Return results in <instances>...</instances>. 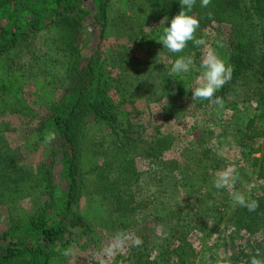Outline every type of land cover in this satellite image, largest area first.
Listing matches in <instances>:
<instances>
[{"label": "rangeland", "instance_id": "rangeland-1", "mask_svg": "<svg viewBox=\"0 0 264 264\" xmlns=\"http://www.w3.org/2000/svg\"><path fill=\"white\" fill-rule=\"evenodd\" d=\"M143 1L147 0H110L104 34L89 17L72 41L66 43L55 26L26 30L35 22L31 11L23 9L17 16L14 9L25 8L29 0H0V27L13 26L16 32L25 30L29 34L0 57V86L7 87L0 89V145L9 150L19 167L32 173L12 198L7 192L2 198L0 233L44 203L41 172L55 140L46 144L47 131L37 135V127L65 108V95L71 99V64L85 66L94 55L98 57L96 63L103 62L111 82L108 114L112 123L107 125L90 117L81 147L79 211L91 232L88 235L83 230H72L66 235L69 243L51 264H99L101 259L107 264H136L137 246L130 242L110 257L103 253L118 231L133 237L145 231L138 221V211L129 209L136 198L128 207L122 203L128 198L125 192L129 182L136 179L142 185V197L157 194L153 203L157 212L151 206V214L159 215H155L159 224L172 221L182 210L206 212L217 218L223 215L210 233L203 226L187 228L178 235L193 253V260L187 264H205L206 255L215 261L228 254L233 245L239 251H249L256 247L255 240L264 237V229L246 232L234 225L229 189H217L213 183L218 171L234 165L240 179L233 190L246 195L262 193L264 165L253 162L264 143V123L258 120L252 129L247 128L253 104L236 101L233 91L222 99V108L213 102L215 96L213 101L192 99L191 89L205 54L203 45L189 54L194 59L189 73L178 75L171 89L160 87L159 81L171 61L166 56L167 49L158 41L162 35L160 23L141 19L143 13L138 16L135 12L137 7H146ZM93 5L89 3L87 8L93 10ZM28 6L32 7V3ZM248 33L245 27L236 29L218 22L202 29L209 48L225 61L229 46L246 44ZM155 47L160 51H154ZM120 135L127 136L125 144ZM161 140L169 145L162 148ZM159 158L165 164L157 171L154 161ZM177 165L182 166V173ZM161 174L164 175L160 177ZM20 176L23 178V174ZM0 191L5 192L2 187ZM169 196L176 209L159 202ZM152 224L150 219L147 231L155 235L158 231ZM69 248L72 253L65 256L64 250Z\"/></svg>", "mask_w": 264, "mask_h": 264}, {"label": "trees", "instance_id": "trees-1", "mask_svg": "<svg viewBox=\"0 0 264 264\" xmlns=\"http://www.w3.org/2000/svg\"><path fill=\"white\" fill-rule=\"evenodd\" d=\"M30 2L32 7L28 6ZM109 2L110 0H29L25 8L19 6L14 11L17 16L21 15L23 9L31 11L35 22L26 28L29 32L55 26L61 30V40L70 43L73 35L86 20L90 19L89 17H93V21L101 26V33L104 34ZM89 3L92 5L94 3L98 11L95 12L94 5V9L89 10L87 8ZM144 3L146 7H137L136 14L141 16L143 13L141 19L146 18L148 21L155 20L160 23L165 20V23H160L162 34L164 27L169 26L171 19L181 10L180 0H147ZM189 14L196 16L200 21L196 31L197 38L202 37V29L211 22L227 24L236 29L243 27L248 29L246 44L234 43L229 46L226 63L233 69L232 76L215 93V97L224 99L230 91L235 92L233 96L236 101L253 104L254 111L248 119L247 128L252 129L258 120L264 123V0H211L207 7H202L201 0H196ZM28 35L25 30L16 32L13 26L0 27V57ZM200 47L189 41L183 52L172 53L167 50L166 56L172 63L179 56H188ZM72 49L70 50L73 53ZM154 51L158 52L160 48L155 47ZM95 59L98 57L92 55L82 67L76 66L75 63L71 64L68 74L73 87L68 91L71 99L65 95V108L54 113L37 127V135L44 131H54L56 134L55 144L41 172L44 203L27 214L21 222L0 233V264H51L53 258L69 243L66 235L72 234V230H83L88 235L91 232V227L84 222L79 211L81 147L90 117H97L107 125L112 123L110 113L108 114L111 107L109 96L111 82L105 75L103 62L98 64ZM168 71L160 79L159 85L171 89L178 82V76L176 79L169 77ZM1 88L7 89L5 84H2ZM126 137L119 136L123 144ZM38 139H42V136ZM160 145L165 148L169 144L161 140ZM161 159L154 161L157 171L160 168L164 169L162 165L165 163ZM253 164L264 165V143L260 156L254 158ZM209 166L214 167L212 164ZM176 169L182 173V166L177 165ZM154 173L156 175L155 169ZM30 175L32 173L19 167L9 150L0 145V188L5 190L4 194L0 191V204H3L2 198L6 197V192L10 193L11 198L19 192L22 181L27 180ZM141 188L139 179L129 182L125 192L128 198L122 201L125 207H128V204L133 202L132 199L136 198L129 209L138 211V221L145 230L139 235L142 243L137 246L136 264H187L189 260H193V253L179 240L178 235L187 228L192 227V230H196L203 226L208 227L210 233L220 223L223 215L220 214L217 218L206 212L182 210L176 212V217L172 221L168 223L161 221L159 224L155 218L159 215L151 214L153 211L157 212L153 205L157 194L142 197ZM160 195L162 194L159 191ZM251 198L259 203L254 212L235 205L230 216L234 225L246 232L264 229V186L261 194H253ZM159 202L164 204V207L167 203V208H175L171 196L165 201L160 198ZM150 219L154 222L152 228H157L158 231L155 235L147 231ZM162 219L165 220V217L162 216ZM254 242L256 247L245 252L239 251L238 246L233 245L229 253L223 257H226L230 264H250L251 255L259 249L261 253L259 258L264 259V237Z\"/></svg>", "mask_w": 264, "mask_h": 264}, {"label": "clouds", "instance_id": "clouds-1", "mask_svg": "<svg viewBox=\"0 0 264 264\" xmlns=\"http://www.w3.org/2000/svg\"><path fill=\"white\" fill-rule=\"evenodd\" d=\"M195 3L196 0H180L181 10L171 19L170 25L164 27L163 34L158 41L162 43L163 48L172 53L183 52L189 41H192L197 47L204 46L205 54L201 58L200 75L196 80L195 86L191 89V94L193 100L206 99L213 101L215 93L231 79L233 69L215 50L209 48L203 37H196L200 21L196 16L189 14ZM210 3L211 0H201L202 7H207ZM160 23H165V20H162ZM193 65L194 59L191 55L179 56L171 63L168 76L176 79L182 73H189ZM213 102L220 108L223 107L222 98L215 97ZM55 139L56 134L54 131H47L45 133L44 142L46 144H50ZM239 179L240 173L232 165L218 171L213 183L217 189H229V195L234 206L239 205L246 208L249 212H254L259 207L258 201L252 199L250 193L246 195L243 191L233 190L235 183ZM127 242H130L133 246H140L142 240L138 236L133 237L131 234L121 230L116 233L113 241L103 250V253L110 257ZM71 253V248L64 250L65 256H69ZM260 256V250L256 249L255 254L251 255L250 264H264V259L259 258ZM204 261L205 264H230V261L226 257H220L213 261L206 255ZM99 264H107V261L101 259Z\"/></svg>", "mask_w": 264, "mask_h": 264}]
</instances>
